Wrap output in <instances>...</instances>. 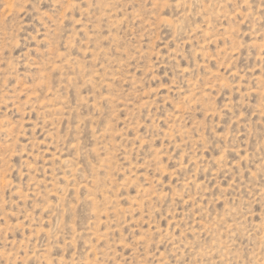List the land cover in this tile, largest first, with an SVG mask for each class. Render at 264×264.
<instances>
[{
    "label": "rangeland",
    "instance_id": "obj_1",
    "mask_svg": "<svg viewBox=\"0 0 264 264\" xmlns=\"http://www.w3.org/2000/svg\"><path fill=\"white\" fill-rule=\"evenodd\" d=\"M0 264H264V0H0Z\"/></svg>",
    "mask_w": 264,
    "mask_h": 264
}]
</instances>
